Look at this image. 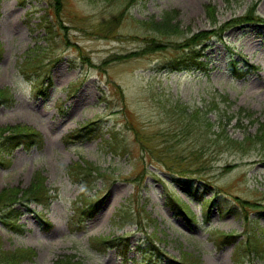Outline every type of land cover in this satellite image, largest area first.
<instances>
[{
  "label": "rangeland",
  "instance_id": "374dc122",
  "mask_svg": "<svg viewBox=\"0 0 264 264\" xmlns=\"http://www.w3.org/2000/svg\"><path fill=\"white\" fill-rule=\"evenodd\" d=\"M208 4L216 7L215 24ZM253 5L262 21L235 22ZM124 6L0 0V89L9 95L0 100V130L30 126L43 135L31 147H0V192L26 188L41 173L54 196L48 208L17 205V226L0 220V251L32 249L16 264L67 255L84 264H147L142 252L150 254L152 239L188 264H264L254 239L264 247V145L252 142L264 124V0H138L117 29L100 32ZM174 9L182 32L167 44L223 27L204 42L205 66L162 70L172 49L143 55L157 35L140 21ZM183 108L208 111L206 146L197 132L181 136ZM221 133L251 141L231 146L218 140ZM150 151L170 163L195 154L202 162L193 166L202 180L191 189L197 196ZM86 162L95 169L81 179L77 165ZM85 203L94 208L90 218L79 210ZM122 237L129 238L127 257L116 247ZM154 258L150 264L167 263Z\"/></svg>",
  "mask_w": 264,
  "mask_h": 264
},
{
  "label": "trees",
  "instance_id": "16d2710c",
  "mask_svg": "<svg viewBox=\"0 0 264 264\" xmlns=\"http://www.w3.org/2000/svg\"><path fill=\"white\" fill-rule=\"evenodd\" d=\"M137 1L138 0H123V2L125 3L124 8L121 9L120 12L111 19L103 22V26L100 29V32L109 35L115 29H117L120 26L127 9L133 4H135ZM254 7L255 5L250 8L249 12L246 15L234 19L235 22L243 23L252 21H262L263 19L256 15ZM59 10L60 6L57 7V11ZM215 12L216 7L214 5L208 4L207 13L209 15V18L212 20L213 24L217 22ZM178 15V11L174 9L166 11L162 15L160 20H157L156 18H151L148 20L140 21L142 28H144L146 31L155 32L154 34L157 35L151 38L150 42L148 43V46L144 48L143 53L145 54L143 55L152 54L155 52H163L167 48L172 49L173 52L166 57L163 65L161 66L162 70L181 71L184 69L200 68L205 66V62L200 60L201 56L203 55L202 51L206 47L204 42L210 40L214 35H220V32L223 30V27H217L214 30L194 33L191 37H187L184 41L170 42L167 44L165 42L168 37L175 34L177 35L179 34V32H182L178 21H175ZM47 20L48 19H45L44 21ZM47 28H52L51 22L47 24ZM8 97V91L0 89V100L7 99ZM181 113H183L182 115L185 116L183 118L184 120H181L184 123L183 129H181L180 131L182 133L181 136L184 137L185 135H187V132L188 134L191 132H197V142L201 145L206 146V140L209 141L208 136L210 135V129L212 125L210 118L208 117V111H206L205 114L201 116L199 110L192 111L190 114H188L183 108V110H181ZM132 130L134 131L137 137V141L143 145L145 142L143 141L142 134L140 133V131H138L136 127H132ZM7 132H9V134L5 135ZM178 133H176L175 136H177ZM219 135H221L222 138H218V140H226V144H229L231 146L239 145V148L244 147L251 141V137H248L247 143L246 140L237 141L230 139L223 133ZM42 136L43 135L39 130H36L30 126H10L0 130V139L2 140L0 142V147H2L3 150L5 148H15L22 144L31 147L42 141ZM256 136L257 137L253 139L252 142L261 143L262 145H264V124L260 125ZM145 150H147L146 147ZM151 152L152 151H150L149 155L150 160H153L155 162H164L166 168L173 172L174 175L178 176V181H181L180 179H188L186 180L185 185L190 190L189 195L193 197L197 196L196 192L191 191V189H199L197 185L200 184L202 180H197L193 178L194 174L198 172L193 166L197 163L202 162L197 160V156H195V154H191L194 159L190 160L188 163H184V159H182L184 157L179 158V160L174 159L173 162L170 163L168 161H162L160 157L154 158V154H151ZM77 168L78 175L81 176V179H87L92 176V172L95 169L94 166L87 162L85 165L78 163ZM45 180L46 178L41 173H38L28 187H9L3 189L0 192V220L6 226H17V221L20 214L18 210L20 209H17L16 205L27 206L32 202H36L43 204L45 208H48L50 206V203L54 196L51 194L50 189L46 185ZM79 210L82 212V215L86 216L87 218L92 217L95 213V211H93V206L89 203L82 204ZM225 236L234 238L233 234H227ZM254 239L258 241L257 244L259 246L256 250L262 252V248L259 244V238L256 237ZM121 241V243L116 244V247L121 248V255L126 257L129 252V238L122 237ZM107 242L111 241L107 240ZM147 250L150 254L148 256L145 252H143V254L145 256V260L148 262L152 261L153 257L158 260L167 259L166 264H188L189 262L187 260H183L181 262L177 261L172 257H168L165 253H163L162 251H160V249L153 245L152 239H149L148 248L145 249V251L147 252ZM31 252L32 249L31 251H25L24 253L22 250L9 253L0 251V264H16L21 259H23V257H26L27 254ZM54 264H82V262L74 260L72 256L67 255L56 260Z\"/></svg>",
  "mask_w": 264,
  "mask_h": 264
}]
</instances>
